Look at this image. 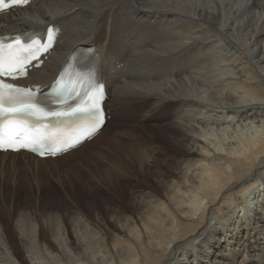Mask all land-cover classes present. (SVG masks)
<instances>
[{"label": "bare ground", "instance_id": "6f19581e", "mask_svg": "<svg viewBox=\"0 0 264 264\" xmlns=\"http://www.w3.org/2000/svg\"><path fill=\"white\" fill-rule=\"evenodd\" d=\"M49 25L57 46L24 83L50 85L92 48L112 120L89 145L127 131L104 137L112 164L95 200L77 182L34 197L19 178L88 143L56 159L0 153V264H264L263 231L251 242L229 216L264 193V0H32L0 18V35ZM235 121L240 138L207 132ZM133 131L135 152L117 140ZM218 214L227 229L211 226Z\"/></svg>", "mask_w": 264, "mask_h": 264}, {"label": "snow or ice", "instance_id": "6c2138e0", "mask_svg": "<svg viewBox=\"0 0 264 264\" xmlns=\"http://www.w3.org/2000/svg\"><path fill=\"white\" fill-rule=\"evenodd\" d=\"M29 0H0V14L9 6L26 5ZM95 7L94 4L84 5ZM48 40L22 39L21 36L0 37V151L26 150L41 157L56 155L74 147L95 132L103 117L101 101L103 85L98 73H65L47 93L34 88L18 87L9 82L28 74L40 63L38 53L47 52L52 44V29ZM36 61V64L32 62ZM78 87L70 86L72 76ZM63 81V82H62ZM68 121H82L79 135L67 136L60 126Z\"/></svg>", "mask_w": 264, "mask_h": 264}, {"label": "rangeland", "instance_id": "374dc122", "mask_svg": "<svg viewBox=\"0 0 264 264\" xmlns=\"http://www.w3.org/2000/svg\"><path fill=\"white\" fill-rule=\"evenodd\" d=\"M108 112H109V109H108ZM111 120L112 118H110V121ZM136 120L137 119L135 115L133 122H132L133 126L135 125ZM232 124H229L230 126H227V127L226 126L224 127L210 126L207 128L208 130L207 132L209 134H219V133H224L225 131H229L230 133L229 137H231L232 139L237 138L239 137V135H241V133L244 132V125L246 124L237 122V121H235ZM119 126H120V122L118 123V125L116 124V128L114 129H112V127L109 126L104 132V134H102V137L98 139V141L93 142L91 145H89L90 142H87L88 146L83 147L81 152L71 156L70 158H67L66 160H60L58 161V163L46 165V167L44 168H42L40 165H36L34 162H29V166L27 167L31 168L32 170L30 169V170L25 171L27 168L25 170H22L21 171L22 176L19 177V178H22V184L24 183V181H27L26 191L29 192L34 197H37L38 195L48 197V195L52 194L51 191L54 189H59L62 194L63 193L66 194V189L70 187L72 188L73 187L72 184L74 182H77V184L83 186L87 190H90V192L92 191L91 193L89 191L88 192H89L90 197L92 196L93 200L98 199L99 194L101 198L104 197V194H103L104 193V173H107L108 168L112 164V162L110 161L112 151L109 150L108 145L105 144L106 141H104L105 140L104 137L105 136L106 138L110 137L111 134L116 135L119 132H121V130L127 131V128L125 129L126 124H124V129L119 130ZM132 130H135V127H133ZM131 134L135 136V131H133L129 135H126L125 138L119 137L117 140L122 145H127V148L125 147L126 149H129V147H131V151L135 152L136 143H137L138 138L136 140L133 139L131 141V138H130ZM226 139L223 141H226ZM17 158L19 160H23L22 159L23 157L21 156ZM7 160L10 161V159L6 158V164H8ZM80 161L82 162L80 163ZM11 173H12L10 175L11 178L13 180L16 179L12 171ZM122 175L125 177V173H122ZM102 181H103V185L101 184ZM139 182L143 183L142 177H140ZM123 183L126 185L125 182ZM260 188H261L260 190L264 189V185ZM67 193H70V192L67 190ZM96 194H97V197H96ZM129 194H130V189L127 190L128 197H129ZM127 202L125 204H127ZM7 207L10 208L11 205L9 204ZM263 209H264V193L262 191L256 194V198L254 199V202L241 201V202H238L236 205L232 206L231 209H229L230 217L231 216L236 217L238 214L240 216L239 220L242 219V221H244L246 219V221L248 222L247 228L250 232L249 240L251 242H254V239H252V237H254L256 233L258 232L260 233L263 231L262 232L263 235H261V238H263V240L260 243H264V228H261V226L263 225L256 224L257 219L259 217L262 218L264 221V210ZM225 213H228V210H226ZM218 215L220 219L215 218V220L211 222V226L212 227L218 226L219 228L222 226L223 227L225 226L227 229L228 227H227L226 221L228 219H231L232 217L229 218L227 216L225 218L224 215H221V214H218ZM0 220L2 223L6 222L5 219L2 217H0ZM260 247L262 248L264 247V245L262 244ZM187 262L188 261L186 260V263ZM194 264H197V262L195 261Z\"/></svg>", "mask_w": 264, "mask_h": 264}]
</instances>
